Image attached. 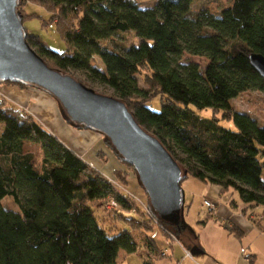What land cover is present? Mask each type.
<instances>
[{
	"label": "trees",
	"instance_id": "trees-1",
	"mask_svg": "<svg viewBox=\"0 0 264 264\" xmlns=\"http://www.w3.org/2000/svg\"><path fill=\"white\" fill-rule=\"evenodd\" d=\"M28 1L49 12L43 25L54 24L66 45L54 50L25 31L49 67L78 80L75 71H83L110 87L186 171L182 181L192 176L233 191L244 204L262 206L264 220V122L232 105L246 90L264 92V78L249 59L252 52L264 55V0H233L218 12L197 0H157L145 8L138 0ZM126 32L137 42L121 46L115 36ZM185 54L205 56L204 70ZM157 97L158 111L148 106ZM206 108L209 117L198 112ZM0 122V200L10 197L16 206L0 201V264H118L119 251L136 252L141 237L148 254L158 250L148 235L152 219L160 221L149 197L143 210L109 182L108 173L1 99ZM107 198L142 219L127 217L130 228L119 232L107 228L93 207Z\"/></svg>",
	"mask_w": 264,
	"mask_h": 264
},
{
	"label": "rangeland",
	"instance_id": "rangeland-1",
	"mask_svg": "<svg viewBox=\"0 0 264 264\" xmlns=\"http://www.w3.org/2000/svg\"><path fill=\"white\" fill-rule=\"evenodd\" d=\"M21 10L25 14L23 20V28L30 34L40 36L46 46L51 47L57 51H64L66 45L59 37L55 25L51 24L48 27L43 25V21L48 22L50 16L49 12L36 3L28 0H22ZM157 0H138V6L151 7ZM198 6H208L213 12H218L221 8L230 5L233 0H197ZM37 15V16H34ZM118 43L128 45L131 42H137L134 33L126 32L115 36ZM120 48V46H118ZM184 58L193 60L199 63L201 69L204 70L208 62L205 56L188 55L185 54ZM80 80L85 81L87 84L94 87L97 91L111 95L113 90L95 80L87 77L83 71H75L74 73ZM144 72L138 74L139 85L144 87L143 80ZM44 98L47 101H44ZM0 99L7 102L14 109L22 111L25 115L32 116L40 122L46 129L55 131L56 121H59L68 127L72 134L67 131L70 138L64 137L65 140L73 146L74 151L79 154L83 159H98L103 165L108 164L109 169H106L121 189H127L130 192V197L135 200L144 210L148 205V196L140 186L137 173L122 161L120 155L111 145L109 139L101 132L87 129L84 126H77L65 119V110L59 102L46 91L37 88L33 85H20L13 82L0 81ZM234 108L245 111L255 117L259 122H264V92L257 89H249L242 92L232 100ZM153 110H160L159 97L148 103ZM200 115L209 117L212 114L211 109L206 108L198 111ZM66 114V113H65ZM222 125L235 128L232 121H222ZM4 129V124L0 122V130ZM58 130V129H57ZM60 138V137H59ZM61 139V138H60ZM62 140V139H61ZM63 141V140H62ZM66 144V143H65ZM67 145V144H66ZM119 171V177L115 176V172ZM117 173V172H116ZM185 174V170L182 171ZM182 193V208H181V222L177 224L170 223L159 217L158 212L152 207V212L158 217L160 221L152 219L153 229L149 232V236L154 240L156 246L160 249L152 250L148 254V247L146 242L142 239L137 240V251L128 253L124 250L119 251L117 258L118 264H175L176 259L186 255V258L192 257L196 259L197 253L208 255L203 249L202 242L199 235L204 233L205 229L202 224L207 218L213 222V215L208 214V210L204 207V199L206 198V186L201 180L188 176L181 182ZM230 195V194H228ZM233 196H237L233 193ZM238 198H235L237 201ZM221 201L227 200L225 195H221ZM4 204L16 208L10 197H5L0 200ZM227 204L231 207L234 205L227 200ZM97 217L104 226L119 232L124 229H129L127 217L134 216L140 218L141 214L135 211H126L118 207L111 199H103L93 204ZM255 215H260L262 206H254ZM200 220H203L201 222ZM137 231L139 226H135ZM207 229V228H206ZM137 232V236H139ZM155 251V253H154ZM162 251H165L162 253ZM178 264V263H177Z\"/></svg>",
	"mask_w": 264,
	"mask_h": 264
},
{
	"label": "water",
	"instance_id": "water-1",
	"mask_svg": "<svg viewBox=\"0 0 264 264\" xmlns=\"http://www.w3.org/2000/svg\"><path fill=\"white\" fill-rule=\"evenodd\" d=\"M249 59L264 78V55ZM21 81L52 95L65 119L103 133L117 153L136 169L159 217L181 221L183 168L160 139L145 130L122 100L48 66L26 40L18 0H0V81Z\"/></svg>",
	"mask_w": 264,
	"mask_h": 264
},
{
	"label": "crops",
	"instance_id": "crops-1",
	"mask_svg": "<svg viewBox=\"0 0 264 264\" xmlns=\"http://www.w3.org/2000/svg\"><path fill=\"white\" fill-rule=\"evenodd\" d=\"M56 126H52L55 131L51 129L49 131L60 137L67 146L74 150L71 143L69 144L64 138L65 136L70 138L67 131L72 134L71 130L59 121H56ZM85 161L105 173H107L106 169H109L105 167L108 164H104L103 167L97 158ZM204 183L206 198L216 203L213 222H210V218L204 222L200 220L203 222L201 226L205 231L199 237L208 255L197 253L196 259L192 258L193 256L189 259L186 255H182L181 258L176 259L175 264H264V220L259 218L261 215L254 214L256 207L244 204L237 193L236 197L233 196L235 193L233 191L223 193L219 185ZM221 195H225L230 203L232 199L238 198L237 201L235 200L236 205L231 207L227 204V200L221 201ZM244 207H247L246 214L242 212ZM232 226L238 229L239 234L229 229Z\"/></svg>",
	"mask_w": 264,
	"mask_h": 264
},
{
	"label": "built area",
	"instance_id": "built-area-1",
	"mask_svg": "<svg viewBox=\"0 0 264 264\" xmlns=\"http://www.w3.org/2000/svg\"><path fill=\"white\" fill-rule=\"evenodd\" d=\"M107 177H108L109 182L113 186L118 188L120 192L130 195V192L127 189H121V187H119L117 180L114 179V177H112L110 174H107ZM112 201L115 203L114 200H112ZM203 204H204V207L206 208V210H208L209 215H213L216 212V203L213 200H211L209 198H205ZM164 252L165 251H162V253H164ZM242 252H244V249H242ZM164 254H166V253H164Z\"/></svg>",
	"mask_w": 264,
	"mask_h": 264
},
{
	"label": "bare ground",
	"instance_id": "bare-ground-1",
	"mask_svg": "<svg viewBox=\"0 0 264 264\" xmlns=\"http://www.w3.org/2000/svg\"><path fill=\"white\" fill-rule=\"evenodd\" d=\"M45 100L47 101V99H46V98H44V101H45Z\"/></svg>",
	"mask_w": 264,
	"mask_h": 264
}]
</instances>
